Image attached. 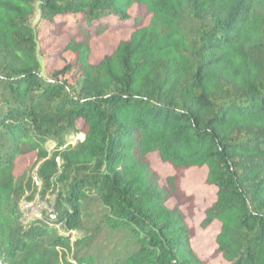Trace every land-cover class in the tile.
I'll use <instances>...</instances> for the list:
<instances>
[{
	"label": "trees",
	"instance_id": "trees-1",
	"mask_svg": "<svg viewBox=\"0 0 264 264\" xmlns=\"http://www.w3.org/2000/svg\"><path fill=\"white\" fill-rule=\"evenodd\" d=\"M37 9L79 23L74 58L48 75ZM112 15L149 21L92 61V30ZM70 131L84 137L66 144ZM154 151L175 168L163 185ZM194 165L217 187L202 221L221 222L217 251L264 264V0H0V264H204L182 209ZM48 192L54 217L25 222L21 202ZM94 202L102 220L73 240ZM104 227L127 248L102 261L92 245Z\"/></svg>",
	"mask_w": 264,
	"mask_h": 264
},
{
	"label": "rangeland",
	"instance_id": "rangeland-1",
	"mask_svg": "<svg viewBox=\"0 0 264 264\" xmlns=\"http://www.w3.org/2000/svg\"><path fill=\"white\" fill-rule=\"evenodd\" d=\"M138 6L134 4L130 8L133 16L138 14ZM77 16L74 14L63 15L56 18V22L43 20L40 17L37 9L32 16V22L38 29V46L39 57L42 61V72L50 74V72L58 67H61L66 62L72 60L75 54L66 49L68 43V35L78 30L79 23L76 21ZM103 22L109 23L105 28L92 30L91 38V54L90 60L97 61L104 54L110 53L114 50L119 40L129 37L137 25L147 23L149 17H146L140 22L136 18L129 17L126 20H121L117 16H109L102 19ZM62 27V31L58 32V24ZM82 121H80L81 125ZM84 134L70 131L66 134V144L75 143L78 139H82ZM55 142L50 140L47 142L49 149L55 146ZM148 157L153 168L160 176V183H166L167 176L175 172V168L169 162L164 161L158 152H150ZM36 158V152L31 151L17 157L15 162V173L21 174L28 166H30ZM207 167L206 166H191L187 168L181 178V186L183 189L193 195L192 204L189 207L182 206L186 213V221L193 230L191 236V246L193 250L204 260V264H229L223 257L221 252L217 251L216 235L220 230L221 222L218 219L213 220L210 224L204 226L202 221L205 218V210L211 205L217 196V187L206 181ZM55 194L48 192L45 196L37 194L31 200H23L21 207L24 213L25 222H29L34 218H45L47 214L53 212L52 204L54 202ZM176 203L174 197L167 200V204L173 207ZM90 209L96 211L92 218L85 220L82 229H72L66 232L71 235L72 239L84 237L92 232V229L97 222L103 218V208L98 202H94ZM54 214H51V218ZM60 224H56L58 227ZM61 232L65 231L59 226ZM122 237L120 231H110L104 227L96 233L92 250L100 256L102 261L106 257L121 255L120 250H125L127 246H122L119 238Z\"/></svg>",
	"mask_w": 264,
	"mask_h": 264
}]
</instances>
